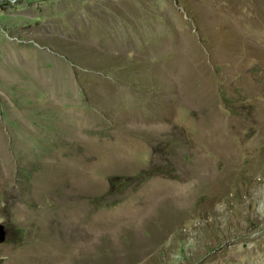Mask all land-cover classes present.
Listing matches in <instances>:
<instances>
[{
  "label": "rangeland",
  "instance_id": "374dc122",
  "mask_svg": "<svg viewBox=\"0 0 264 264\" xmlns=\"http://www.w3.org/2000/svg\"><path fill=\"white\" fill-rule=\"evenodd\" d=\"M0 225V264H264V0H0Z\"/></svg>",
  "mask_w": 264,
  "mask_h": 264
},
{
  "label": "crops",
  "instance_id": "0c3cea01",
  "mask_svg": "<svg viewBox=\"0 0 264 264\" xmlns=\"http://www.w3.org/2000/svg\"><path fill=\"white\" fill-rule=\"evenodd\" d=\"M134 122L136 123V124H138V121H135L134 120ZM52 128L51 129H61L60 127H58V126H56V124L55 125H52L51 126ZM135 128V127H134ZM66 129H69V128H66ZM89 129H94V127H90ZM95 129H107L106 127H103V126H98L97 128H95ZM109 129H114V127H111V128H109ZM116 129H123V127H118V128H116ZM124 129H131V127H125Z\"/></svg>",
  "mask_w": 264,
  "mask_h": 264
},
{
  "label": "water",
  "instance_id": "95a60500",
  "mask_svg": "<svg viewBox=\"0 0 264 264\" xmlns=\"http://www.w3.org/2000/svg\"><path fill=\"white\" fill-rule=\"evenodd\" d=\"M0 227H1V225H0ZM1 232H2V228L0 229V237H1Z\"/></svg>",
  "mask_w": 264,
  "mask_h": 264
},
{
  "label": "bare ground",
  "instance_id": "6f19581e",
  "mask_svg": "<svg viewBox=\"0 0 264 264\" xmlns=\"http://www.w3.org/2000/svg\"><path fill=\"white\" fill-rule=\"evenodd\" d=\"M98 224V223H97Z\"/></svg>",
  "mask_w": 264,
  "mask_h": 264
},
{
  "label": "trees",
  "instance_id": "16d2710c",
  "mask_svg": "<svg viewBox=\"0 0 264 264\" xmlns=\"http://www.w3.org/2000/svg\"><path fill=\"white\" fill-rule=\"evenodd\" d=\"M148 174V173H147Z\"/></svg>",
  "mask_w": 264,
  "mask_h": 264
}]
</instances>
